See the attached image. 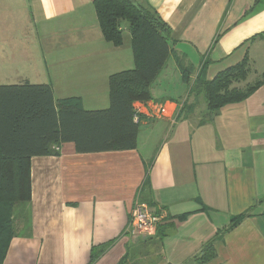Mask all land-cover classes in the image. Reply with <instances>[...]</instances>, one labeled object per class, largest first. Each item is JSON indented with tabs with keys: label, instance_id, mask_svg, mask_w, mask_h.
<instances>
[{
	"label": "crops",
	"instance_id": "crops-1",
	"mask_svg": "<svg viewBox=\"0 0 264 264\" xmlns=\"http://www.w3.org/2000/svg\"><path fill=\"white\" fill-rule=\"evenodd\" d=\"M144 1L169 27L191 79L203 67L211 80L244 58L243 86L264 75V0ZM173 64L151 100L133 105L135 149L77 153L64 143L57 156L30 159L29 217L16 222L1 264H88L91 247L110 241L94 264L130 261L142 248L135 260L157 252L149 264H264V82L207 115ZM131 68L125 26L121 46L106 42L93 0H0V85L47 84L54 100L99 110L109 76ZM137 202L160 217L159 234L130 232ZM216 235L213 258L195 260Z\"/></svg>",
	"mask_w": 264,
	"mask_h": 264
},
{
	"label": "trees",
	"instance_id": "trees-1",
	"mask_svg": "<svg viewBox=\"0 0 264 264\" xmlns=\"http://www.w3.org/2000/svg\"><path fill=\"white\" fill-rule=\"evenodd\" d=\"M93 7L104 40L114 47L122 45L125 26L133 58V68L109 76L107 108L84 110L78 98L56 101L47 84L0 85V264L16 235V222L29 217L30 159L57 156L64 143H72L77 153L135 149L139 123L134 120L133 105L151 100L150 88L168 59L174 57L189 94L203 97L207 115L245 100L264 82L263 75L239 86L248 75L245 58L211 80L206 79L203 67L191 79L193 67L176 54L169 27L144 0H93ZM245 216L233 218L219 234ZM218 235L202 247L195 260L213 258L212 243ZM113 243L92 246L88 264H94ZM127 259L125 254L118 264H126Z\"/></svg>",
	"mask_w": 264,
	"mask_h": 264
},
{
	"label": "built area",
	"instance_id": "built-area-1",
	"mask_svg": "<svg viewBox=\"0 0 264 264\" xmlns=\"http://www.w3.org/2000/svg\"><path fill=\"white\" fill-rule=\"evenodd\" d=\"M134 120L138 121L136 116ZM159 222L160 217L154 214L146 204L137 202L131 211L130 232L151 236L155 233Z\"/></svg>",
	"mask_w": 264,
	"mask_h": 264
},
{
	"label": "rangeland",
	"instance_id": "rangeland-1",
	"mask_svg": "<svg viewBox=\"0 0 264 264\" xmlns=\"http://www.w3.org/2000/svg\"><path fill=\"white\" fill-rule=\"evenodd\" d=\"M173 63H174L173 62V59L170 58L167 61L166 66L164 67V70L161 72V76H159V78L157 80L161 81L163 79L164 75L166 74V71L169 74V78H172V75L171 74H172V72H174V68H175V66H174ZM36 80H38V79H36ZM239 86H243V83L242 84H239ZM200 97H199L200 100H198L199 102L200 101H203V99H202L203 97H201V98ZM200 103H202V102H200ZM152 249L153 248H151V253H150V256H149L148 259H144L143 261L142 260L141 261L135 260L137 258V252L139 250L140 251L141 250L142 251H146V249L142 248V249H139L137 252H133L132 255H131V257H130V261L131 262L130 261H127V262L130 263V264H149L148 262L153 263L155 261L154 259L156 258L157 252L156 251H152ZM142 253L143 252H141L140 254H142Z\"/></svg>",
	"mask_w": 264,
	"mask_h": 264
},
{
	"label": "water",
	"instance_id": "water-1",
	"mask_svg": "<svg viewBox=\"0 0 264 264\" xmlns=\"http://www.w3.org/2000/svg\"><path fill=\"white\" fill-rule=\"evenodd\" d=\"M128 2L142 3L143 0H127Z\"/></svg>",
	"mask_w": 264,
	"mask_h": 264
}]
</instances>
